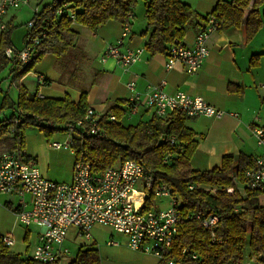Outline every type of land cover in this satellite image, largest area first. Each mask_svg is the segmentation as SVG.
Listing matches in <instances>:
<instances>
[{
    "label": "trees",
    "instance_id": "16d2710c",
    "mask_svg": "<svg viewBox=\"0 0 264 264\" xmlns=\"http://www.w3.org/2000/svg\"><path fill=\"white\" fill-rule=\"evenodd\" d=\"M137 0H52L34 14V26L27 35L40 37L37 47L39 55L16 76L21 77L44 55L53 54L57 58L65 56L77 34L72 30L77 23L90 30L116 21L121 25L129 22L132 7ZM261 0L218 1L210 14L218 21L217 30L229 27H245L248 37L260 28L262 19L256 8ZM64 4L68 6L62 14L57 10ZM251 9L246 15L244 10ZM69 12L75 19L69 18ZM209 14V15H210ZM194 9L181 0H146L144 35L147 36L145 49L151 54H167L174 44H183L185 32L190 23L203 20ZM10 31H3L0 38V65L7 60L4 50L10 46ZM124 101L118 100L110 105L99 120L97 135L82 133L76 129L71 148L75 162L89 163L92 172L103 173L124 160H135L149 171L158 173V180L170 189L178 201L182 214H200L206 218L211 214L218 216L214 241L211 233L201 225V221L188 219L178 227V234L172 249L166 253L165 261L174 260L177 264H242L245 256L257 258L264 263V205L257 199L264 189L235 191L228 194L218 190L215 194L206 188L236 187L244 183V172L255 167L256 161L245 154H228L222 157L221 166L211 170L194 169L190 158L197 142L194 132L185 126L187 116L179 111H171L162 117L152 113L147 121L134 125H124L121 118L128 110L122 109ZM10 118L0 120L1 152L22 148L25 127H34L46 137L51 132H66L67 125L82 119L87 109L86 93L78 101L70 97L62 99L27 95L23 88L12 104ZM114 116L115 120H108ZM18 120V122H16ZM88 125L85 129H88ZM13 129L8 135L9 130ZM174 138V142H171ZM0 152V153H1ZM168 161L165 162V157ZM74 162V163H75ZM193 185L192 190L189 186ZM154 195L146 198V208L154 207ZM184 250V252H182ZM196 255V258L192 256ZM62 260V259H60ZM53 264H59V261ZM0 264H36L32 259L21 258L8 251L0 237ZM68 264H101L95 247H80L77 255ZM158 264H164L159 262Z\"/></svg>",
    "mask_w": 264,
    "mask_h": 264
},
{
    "label": "crops",
    "instance_id": "0c3cea01",
    "mask_svg": "<svg viewBox=\"0 0 264 264\" xmlns=\"http://www.w3.org/2000/svg\"><path fill=\"white\" fill-rule=\"evenodd\" d=\"M31 1L29 0L27 4ZM42 1L44 0H35L36 4L32 6V18L47 4H43L37 9L43 3ZM181 1L188 4L199 16L205 17L211 13L218 1L231 2L232 0ZM145 2L146 0L144 8ZM16 10H8L3 19L7 24L6 31H10L9 28L14 23ZM256 10L262 19L257 32L248 37L244 26L216 29L207 40L208 57L193 74H188L184 64L180 62L175 64L172 69L167 70L165 68L167 54L151 55L145 49L147 39V36L144 35L145 21L135 30L136 24H132L133 16L129 18L130 30L123 37L121 49L142 48L143 53L140 60L126 70H123L112 59L101 62V56L105 49L122 38L123 30L120 23L109 21L95 30L73 23L71 28L77 37L65 56L57 58L53 54H47L39 60L44 63L48 62V66L37 67L36 71L40 75L39 77L43 78V82L41 85L38 84L33 94L38 97L57 99L68 96L76 102L82 93H86L87 106L102 116L107 108L118 100L125 102L122 109L127 108L130 96L127 83L133 82L135 90L144 93L149 86H158L163 81V91L170 94L184 92L193 97H201L208 104L224 112V115L219 119L195 116L188 117L185 121V126L194 132V140L197 142L196 149L190 158L192 168L199 170L219 168L222 157L228 154L236 156L242 153L251 156L256 161L261 150L256 145L252 128H264V0H261ZM250 11L251 9L244 10L246 15ZM132 15H134L133 11ZM203 23L204 21L199 19L190 23L183 38L184 45L192 46L198 27ZM28 32L25 33L23 42ZM2 33L0 32V38ZM11 33L12 31L9 35L11 45L8 47L12 46ZM92 56H95L94 62L90 60ZM60 62L62 64L69 62L74 66L78 64L79 67H76L78 70L87 66L86 71L92 73L94 70L95 75L92 77L90 75L85 82L68 86L65 79L62 78L64 67L59 73ZM39 80L40 78H38ZM22 88L26 89L24 86ZM152 113L150 109L140 107L137 113L130 117L136 118V123H138L147 121ZM233 114H237V117ZM2 149L0 152L3 151ZM48 155L47 151V157ZM35 158L38 159L36 161L41 175L46 179L57 183L72 181V171L63 176L62 180H55L57 176L50 171L48 163L46 170L42 151L37 153ZM262 198H264V194L257 199V203L260 205H264ZM158 199L161 202L166 200L167 206L169 205V198L159 197ZM25 200L28 201L29 197L26 196ZM22 208L23 204L19 195L13 193L0 196V232L2 231L0 237L8 235L12 239V244L6 246L9 252L19 255L21 258L32 259V251L38 242L41 229L33 224L23 226L19 223L16 214ZM76 235L77 231L70 229L64 246L67 247V242L79 243L81 247L92 246L97 250H103L104 253L107 252L111 257L118 259L121 257L120 263L115 262L114 264L159 263L153 255L131 250L127 245L126 237L116 233L110 227L95 225L91 231L89 242L80 241ZM110 241L114 243L109 244Z\"/></svg>",
    "mask_w": 264,
    "mask_h": 264
},
{
    "label": "built area",
    "instance_id": "2783aa9c",
    "mask_svg": "<svg viewBox=\"0 0 264 264\" xmlns=\"http://www.w3.org/2000/svg\"><path fill=\"white\" fill-rule=\"evenodd\" d=\"M28 2L29 0H0V32L7 29L3 19L8 10L18 9ZM67 6L64 4L59 8L57 14H62ZM69 18L74 20V13L69 12ZM33 26L34 21L30 20L27 23L28 30L31 31ZM217 27L216 17L208 15L198 27L192 46L181 43L170 46L165 68L170 70L180 62L184 64L188 74L195 73L209 55L207 40ZM122 30V38L105 49L101 62L112 59L126 70L140 60L143 49L122 50L123 37L130 30L129 23L122 25ZM45 34L42 31L39 35L44 37ZM40 37L29 34L21 49L7 47L4 50L5 59L21 67L27 66L39 55L37 47ZM163 84L162 81L160 85L149 86L144 93H139L133 82L127 83L130 96L126 114L133 116L140 107H145L158 117L171 111H179L187 117L219 119L224 115L223 111L201 97H193L184 92L170 94L163 91ZM233 116L237 117V114ZM101 117L94 109L87 107L82 119L67 125L66 142H51L50 146L54 149L71 148L76 129L82 133L97 135ZM108 120L114 121L115 118L109 116ZM86 125L89 126L88 129H85ZM12 131L11 128L8 135ZM252 135L261 154L256 159L255 167L245 170L244 183H236V187L206 188L207 192L215 194L218 190H223L233 194L237 191L243 195L247 190L264 189V128H252ZM171 142H174V138H171ZM164 161H168V156ZM157 172L149 171L137 161L129 159L100 174L93 173L89 163L75 162L72 181L57 183L41 175L36 159L27 155L22 147L0 153V196L13 193L19 195L23 208L17 212V220L23 226L33 224L41 229L32 251V260L36 264H53L69 254L64 242L70 229L77 231V239L89 242L95 225L110 227L125 236L128 247L133 251L153 255L158 262L164 264H177L174 260L164 259L175 243L179 225L188 219L201 221L214 241L219 218L215 214L206 218H202L200 214L185 217L178 209V201L172 196L170 189L158 180ZM193 188V185L189 186L190 190ZM150 193L157 198H169V205L165 208H146V198ZM26 196L29 197L28 201L25 200ZM1 241L5 246L12 244L8 235L2 236ZM192 258L195 259L196 255ZM245 264L264 263L253 258Z\"/></svg>",
    "mask_w": 264,
    "mask_h": 264
},
{
    "label": "rangeland",
    "instance_id": "374dc122",
    "mask_svg": "<svg viewBox=\"0 0 264 264\" xmlns=\"http://www.w3.org/2000/svg\"><path fill=\"white\" fill-rule=\"evenodd\" d=\"M52 0H44L42 1L38 7L40 8L43 4L49 3ZM145 0H137L136 3L132 7V11L134 13L132 18V24H136L135 30L144 24L145 18V8H144ZM196 0H193V2ZM36 4L35 0H32L29 4L22 5L19 9L16 10V18L14 19V23L12 27H10L11 33V42L12 49L20 48L24 45L25 39L23 42V37L26 32H28L27 22L32 18L33 15V7ZM95 56L91 57V61L94 62ZM85 63V62H84ZM59 73L62 72L61 68L64 67V73L62 78L65 79L66 84L68 86L78 84V82H85L88 77L91 75L94 76L95 72H87V66L81 70H78L76 67L79 65L66 62L62 64L60 62ZM72 65V66H71ZM86 65V64H85ZM47 67L48 62H40L37 61L33 64V66L21 77L16 76L18 71L22 70L20 65L13 64L12 62L6 61L5 63L0 65V120L6 118H10L13 112L12 104L18 100L20 89L24 86L25 92L27 95L33 94L35 92L38 84H42L43 78L39 77L40 75L37 73V67ZM83 67V66H82ZM76 68V69H75ZM96 71V70H95ZM38 74V75H37ZM90 77V78H91ZM40 78V81H38ZM82 79V80H81ZM70 84V85H69ZM121 121L124 125L134 124L137 122L136 118H131L128 114L124 115V119L121 118ZM23 150L25 153L31 157L35 158V155L42 151L44 154V163L47 170L48 168L52 171L57 178L55 180L60 181L62 177L72 171L74 162H75V154L72 148L61 150H54L50 147L51 142H59L65 143L68 139V134L66 132H51L49 137H46L42 131H39L34 127H25L23 131ZM47 151L49 153L47 157ZM48 158V161H47ZM37 159V158H35ZM38 160V159H37ZM154 206L165 207L167 206L166 200L160 201L157 197H153ZM262 202H264V198H262ZM2 232V231H1ZM0 232V234H1ZM66 246L69 249V254L59 261V264H68L76 255L81 247L79 243H71L67 242ZM101 263L102 264H114L115 262L120 263L117 257H111L106 253L98 249ZM131 259V258H129ZM127 259V260H129ZM126 260V259H124ZM250 259L248 256H245L243 264L249 262Z\"/></svg>",
    "mask_w": 264,
    "mask_h": 264
}]
</instances>
